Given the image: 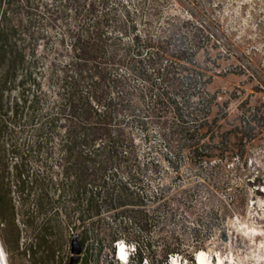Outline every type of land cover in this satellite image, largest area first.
Segmentation results:
<instances>
[{
    "label": "trees",
    "instance_id": "trees-1",
    "mask_svg": "<svg viewBox=\"0 0 264 264\" xmlns=\"http://www.w3.org/2000/svg\"><path fill=\"white\" fill-rule=\"evenodd\" d=\"M223 35L201 0H0L8 256L22 238L29 264H119L125 240L129 264H194L228 242L247 202L236 177L264 137V74L230 39L221 53ZM229 75L245 79L215 86ZM74 236L81 253L64 254Z\"/></svg>",
    "mask_w": 264,
    "mask_h": 264
},
{
    "label": "rangeland",
    "instance_id": "rangeland-1",
    "mask_svg": "<svg viewBox=\"0 0 264 264\" xmlns=\"http://www.w3.org/2000/svg\"><path fill=\"white\" fill-rule=\"evenodd\" d=\"M206 7L212 10L213 16L220 21L224 30L222 39H219V51L225 53V39H230L237 52H244L247 61L259 67L264 74V0H201ZM172 8V7H171ZM184 16L189 15L188 8L175 6ZM175 12L174 9H172ZM232 62H236L234 59ZM227 63L224 62V65ZM244 76L229 75L218 79L215 86L231 89L242 83ZM22 142V135L18 136ZM246 167L243 174L236 180L245 184L247 202L242 216H233L228 220L229 239L221 245L215 237L208 245V259L211 264H218L221 258L224 264H264V137L249 146ZM14 202L19 207V198L13 195ZM0 223V228H1ZM254 230H257L256 232ZM258 234V235H257ZM71 242L64 244V254L71 251ZM220 252V253H219ZM263 255V256H262ZM8 264H29L22 257V238L18 250H10L7 255ZM261 262V263H260ZM59 264H66L64 261ZM109 264L102 257L99 263Z\"/></svg>",
    "mask_w": 264,
    "mask_h": 264
},
{
    "label": "clouds",
    "instance_id": "clouds-1",
    "mask_svg": "<svg viewBox=\"0 0 264 264\" xmlns=\"http://www.w3.org/2000/svg\"><path fill=\"white\" fill-rule=\"evenodd\" d=\"M116 248V259L119 264H129V258L136 252L135 243H128L125 240H119L114 243ZM7 253L4 250L3 246L0 245V264H8ZM147 264V261H145Z\"/></svg>",
    "mask_w": 264,
    "mask_h": 264
},
{
    "label": "bare ground",
    "instance_id": "bare-ground-1",
    "mask_svg": "<svg viewBox=\"0 0 264 264\" xmlns=\"http://www.w3.org/2000/svg\"><path fill=\"white\" fill-rule=\"evenodd\" d=\"M254 231L256 232L257 230H254ZM0 245H2L1 241H0ZM196 253H198L197 254V263L194 262V264H211L209 259L206 257L207 256L206 250H199V252H196ZM172 259H173L174 264H182L181 262L178 261V259H175V257H172ZM218 264H224L221 258L218 260Z\"/></svg>",
    "mask_w": 264,
    "mask_h": 264
},
{
    "label": "water",
    "instance_id": "water-1",
    "mask_svg": "<svg viewBox=\"0 0 264 264\" xmlns=\"http://www.w3.org/2000/svg\"><path fill=\"white\" fill-rule=\"evenodd\" d=\"M82 251V246H81V243L78 239L77 236H74L72 239H71V252L73 255H77V254H80ZM197 254H195V259H196V263H197ZM179 261V259H178Z\"/></svg>",
    "mask_w": 264,
    "mask_h": 264
}]
</instances>
